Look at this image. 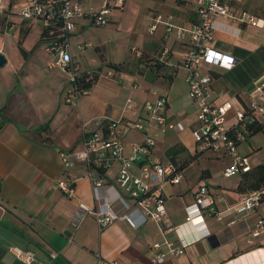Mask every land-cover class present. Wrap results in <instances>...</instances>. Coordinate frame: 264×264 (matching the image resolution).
<instances>
[{
  "label": "crops",
  "instance_id": "crops-1",
  "mask_svg": "<svg viewBox=\"0 0 264 264\" xmlns=\"http://www.w3.org/2000/svg\"><path fill=\"white\" fill-rule=\"evenodd\" d=\"M84 1L86 5H99L102 2ZM254 1L257 0H249L248 6L252 9L249 11L262 19L261 25H238L218 17L220 26L214 31V39L210 43L214 49L235 58L230 68L208 65L215 75L213 88L219 93L216 101H228L234 109L245 108L247 97L256 93L264 81V16L254 12L257 6H264V0ZM237 5L246 9L248 7L245 0H240ZM115 11H112L111 20L106 25L116 23L120 15H116ZM157 14H161L164 21L153 31L164 29L163 35L158 37L159 42L154 37L151 45H140L139 34L127 32L128 51L120 48L115 57L103 43L94 44L89 39L87 28L101 27L99 25L79 19L75 30L69 35L73 60L81 69L88 70L91 65L96 68L121 65L120 69L114 68L112 76L104 75L102 68L98 69L99 73L117 82H127L123 100L113 104L108 99H99L97 94L105 92L107 96L112 89L103 85L92 86L93 83L77 101L67 102L64 91L68 75L61 67L51 63V57L44 48L42 26L35 32V20L21 19L16 15H11V24L7 26L6 17L0 14V52L6 57V63L0 67V261L3 263L25 264L9 250L10 246L31 249L37 259L46 264H97L98 255L127 264H258L264 261V253L254 251L264 247V233L251 235V229L264 215V200L256 210L245 216H240L234 209L240 196L257 182L258 167L264 164V115L261 117L260 129L240 144V151L247 155L251 164V169L242 175L225 177L223 168L229 162L228 156L211 151L214 157L210 154L203 156L202 161H206L201 163V168L196 172L195 182H190L183 176L184 168L191 162L190 158L178 155L187 149L183 143L174 141L168 147L176 148L175 152L167 154L166 149H159H162L163 137L153 148V158L162 163L172 161L181 167V180L164 184L169 223L175 225L184 220V207L193 200L200 184L207 186L211 196H217L215 207L221 211V218L205 212L210 234L188 244L182 253L175 255L168 251L164 242L171 241L177 245L178 241L175 231L167 228L165 220L144 219L134 213L137 219L134 226L125 219H117L99 229L95 216L87 214L78 223L73 222L75 200L61 191L57 185L58 179L67 176L77 178L75 192L78 197L89 205L94 204V199L84 166L66 170L60 161L59 150L78 145L83 125L88 120L97 116L131 117L126 105L127 98L140 104L155 90L167 95L169 111L174 117L183 121L189 119L191 136L194 115L187 87L185 95L189 100V112L184 108V103L174 108L169 91L160 89L164 81L170 82L178 72L183 78V71L157 62L156 50L152 46H170L173 52L178 53L181 44L175 40L174 33L165 34L166 23L187 26L196 16L195 5L194 11L188 15L169 14L164 9L163 13L152 14L147 29ZM83 40L91 41L93 46L79 52L76 45ZM129 55L140 58L149 55L148 61L143 64L140 59L143 70L138 71V75L145 77L149 84L146 88L144 85V88L133 87V83H137L135 71L125 68ZM177 59L173 56L174 61ZM101 74L97 75L95 81ZM91 89L95 90L94 93L97 91L95 96ZM126 140H129V136ZM189 154L199 156L195 149L193 153L189 150ZM222 157H227V160L223 159L220 168H212L207 162ZM114 173L113 167L108 173L112 183L115 182ZM261 185H264V180ZM232 219L236 221L229 224L228 221ZM155 241L162 243L161 250L167 251L165 260L160 263L152 260L155 250L152 243ZM52 251L56 252L54 257H51Z\"/></svg>",
  "mask_w": 264,
  "mask_h": 264
},
{
  "label": "built area",
  "instance_id": "built-area-1",
  "mask_svg": "<svg viewBox=\"0 0 264 264\" xmlns=\"http://www.w3.org/2000/svg\"><path fill=\"white\" fill-rule=\"evenodd\" d=\"M239 1L195 0L196 16L187 26L165 22V34L174 32L175 40L181 44L180 51L173 52L170 46L165 45L162 54L155 56L157 62L183 71L187 95L193 107L191 136L195 151L201 153L210 150L226 154L229 162L223 168L225 177L242 175L251 169L247 155L240 151L239 146L261 123L264 115V81L256 93L247 97L245 108L234 109L228 101H216L219 93L213 88L215 75L208 68V65L230 68L235 63L233 55L210 46L214 31L220 26L218 17L238 25H261L262 19L238 6ZM124 4L125 0H102L99 5H86L84 0H0V14L6 17L7 26L11 24V15L40 21L45 38L44 48L51 57V63L61 67L68 75L64 98L71 103L88 92L86 84L95 79V74L81 69L73 60L70 33L75 30L79 19H86L99 26L108 24L112 11L123 10ZM160 22L164 21L161 14H157L149 24L148 31L153 32ZM92 46L89 40L80 41L76 45L79 52ZM173 56L178 59L174 61ZM113 74L112 67H108L104 73L108 76ZM133 87L140 85L133 83ZM126 101L131 117H93L84 123L77 146L59 150L60 161L66 170L78 165L84 166L94 204H87L76 194L77 178L62 177L58 179L57 185L68 198L75 200L74 223H78L87 214L95 216L99 229L117 219H125L134 226L137 223L134 213L144 219L165 220L167 228L175 231L178 244L174 245L171 241L164 243L170 253L180 254L188 244L210 234L205 212L221 218V211L215 207L217 196H211L207 186L200 184L193 200L184 207V220L175 225L169 223L164 184L179 182L182 178L181 167L172 161L160 162L153 158L152 151L169 131L184 129V122L170 113L169 99L164 93L153 90L152 95L140 104L130 97ZM88 124L91 126L87 127ZM127 136L129 140H126ZM113 167L114 183L108 179V173ZM263 200L264 185L247 189L234 209L240 216H245L256 210ZM235 221L232 219L228 223ZM262 233L264 215L259 217L251 229L252 236ZM161 246L159 241L152 243L155 249L152 260L156 263L166 258L167 251L161 250ZM9 250L25 264H46L37 259L31 249L10 246ZM254 251L264 253V247ZM55 255L56 252L52 251L51 257ZM97 257V264H127L117 259ZM258 264H264V261Z\"/></svg>",
  "mask_w": 264,
  "mask_h": 264
},
{
  "label": "rangeland",
  "instance_id": "rangeland-1",
  "mask_svg": "<svg viewBox=\"0 0 264 264\" xmlns=\"http://www.w3.org/2000/svg\"><path fill=\"white\" fill-rule=\"evenodd\" d=\"M246 1V6L249 4V0ZM262 0H257L254 2H261ZM194 5L195 0H125V8L122 11H115L116 15H120L117 17L116 23L113 25H105V26H92L87 28L89 39L95 44V43H103L111 53L113 57L118 56V51L120 48H123L128 51L127 47V40L128 36H126L127 32H136L139 34L141 41H139V44H145V45H151L152 38H156V40L159 42L158 37L162 36L164 33V29L157 30L154 33L149 32L147 29L148 21L150 20V16L152 14H156L158 12L163 13V9L167 11V13L172 14H182V15H188L189 13L194 11ZM247 10L252 9L248 6ZM254 12H257L260 16H264V6H257L254 8ZM41 23L39 20H35L33 29L36 31V29H39ZM130 26V28H129ZM160 28H163L162 25L159 26ZM173 31L170 32V34L173 35ZM33 37V35L31 36ZM131 45V44H130ZM138 45V44H137ZM164 45H161V47L158 46H152L153 50H156L155 56H159L162 54V49ZM127 48V49H126ZM117 51V52H116ZM140 59H142V64L149 59V55H144L142 58L139 56H131L129 55L128 60L129 62H125V68H129L128 70L135 71L134 77L136 78V82L140 85V87L145 88L149 86L148 82L146 81L145 77H142L138 75V71H142L143 67L140 66ZM110 64V63H106ZM107 65H102L101 67H94L93 65L89 66V69H100L102 68L103 73H105ZM166 78V76H164ZM95 82V83H94ZM171 82V85L169 83ZM164 81L163 84L160 85V89L162 91H169V98L172 102V106L174 108L180 107L181 104H186L184 108L189 107V100L185 95L186 92V84L183 80V78L180 76V72H178L176 75H173V78L171 81ZM91 83H93L92 86L98 85L104 86L110 89H112V92H109V95L105 96L104 93H100L96 91V93L100 98L108 99L109 101L113 102H121L123 100V97L126 94V89L124 87L125 83L127 82L120 81L117 82L116 80H113V78L104 76L101 74V76L98 78L97 81L93 80ZM129 83V82H128ZM68 85V83H67ZM144 85V86H143ZM167 86V87H166ZM127 87V86H126ZM88 89L91 88L90 86L87 87ZM94 89H91L92 94L95 96L96 93H94ZM189 112V111H188ZM189 118V117H188ZM185 125V129L182 131H169L165 138L163 139L162 143V149L160 150H167L166 153H173L175 152L176 148L174 147H168L171 145L174 141L177 143H183L186 146V150L182 151L180 156H185L188 159L190 158V164L188 162V165L183 170V176L187 178L188 181L195 182L194 176L196 172L201 168V163L205 162L206 160L202 161L203 156L205 154H210L212 157H214V154L210 150H204L201 153H199V156H192L189 154L190 152L193 153L194 151V142L193 139L190 136L189 133V119L183 121ZM91 126V125H90ZM89 126V127H90ZM240 147V146H239ZM240 149V148H239ZM223 159L227 160V157L225 158H217V159H210L207 160L208 164L212 166V168H220L224 161ZM195 186L196 183H193ZM126 196V195H125ZM127 197V196H126Z\"/></svg>",
  "mask_w": 264,
  "mask_h": 264
},
{
  "label": "trees",
  "instance_id": "trees-1",
  "mask_svg": "<svg viewBox=\"0 0 264 264\" xmlns=\"http://www.w3.org/2000/svg\"><path fill=\"white\" fill-rule=\"evenodd\" d=\"M22 49V48H21ZM113 69L115 68V69H120V68H122L121 67V65L119 64H113V65H110ZM90 71H92L95 75H94V78L96 79L97 78V72H99V70L98 69H95V70H90ZM94 79V80H95ZM91 82H89V83H87L86 84V86H91ZM260 129V124L256 127V128H254L253 129V131L251 132V134L253 133V132H257L258 130ZM264 180V164H262V165H260L259 167H258V178H257V182L256 183H253V185H252V187H250V188H258L259 186H260V184H261V182Z\"/></svg>",
  "mask_w": 264,
  "mask_h": 264
},
{
  "label": "water",
  "instance_id": "water-1",
  "mask_svg": "<svg viewBox=\"0 0 264 264\" xmlns=\"http://www.w3.org/2000/svg\"><path fill=\"white\" fill-rule=\"evenodd\" d=\"M5 63H6V57L2 52H0V67H2ZM0 264H5V263L0 261Z\"/></svg>",
  "mask_w": 264,
  "mask_h": 264
}]
</instances>
